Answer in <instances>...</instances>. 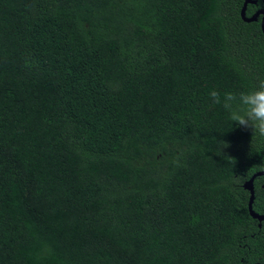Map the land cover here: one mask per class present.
Wrapping results in <instances>:
<instances>
[{"label": "trees", "instance_id": "1", "mask_svg": "<svg viewBox=\"0 0 264 264\" xmlns=\"http://www.w3.org/2000/svg\"><path fill=\"white\" fill-rule=\"evenodd\" d=\"M244 1L0 0V264H264Z\"/></svg>", "mask_w": 264, "mask_h": 264}, {"label": "clouds", "instance_id": "2", "mask_svg": "<svg viewBox=\"0 0 264 264\" xmlns=\"http://www.w3.org/2000/svg\"><path fill=\"white\" fill-rule=\"evenodd\" d=\"M209 95L212 103L228 114L232 124L251 128L253 136L264 137V79L247 91H226L221 95L214 89Z\"/></svg>", "mask_w": 264, "mask_h": 264}, {"label": "water", "instance_id": "3", "mask_svg": "<svg viewBox=\"0 0 264 264\" xmlns=\"http://www.w3.org/2000/svg\"><path fill=\"white\" fill-rule=\"evenodd\" d=\"M257 1L258 0H245L244 1V5H243L242 10H241V15H242L243 20H245L246 22H253V21L258 20V16L260 15L258 12H256L255 14H253L250 17L247 16L248 5L250 3H257ZM263 13H264V9H263ZM262 30L264 32V17H263V21H262ZM261 175H264V171L257 172L250 179L245 181L244 185H243L246 190L250 191V200H249L250 214L253 218H256L259 220V222H260L259 226L260 227H262V222L264 221V214L257 213L253 208V203L255 200V179H256V177L261 176ZM256 264H260V263H256Z\"/></svg>", "mask_w": 264, "mask_h": 264}, {"label": "flooded vegetation", "instance_id": "4", "mask_svg": "<svg viewBox=\"0 0 264 264\" xmlns=\"http://www.w3.org/2000/svg\"><path fill=\"white\" fill-rule=\"evenodd\" d=\"M259 1H261V5L260 6H258V7H256V9L254 10V12L252 13V15L253 14H255L256 12H258L260 15L258 16V20L256 21V22H259L260 23V26H261V29H262V21H263V17H264V13H263V9H264V0H258L257 1V3H250V4H253V5H258L259 4ZM249 4V5H250ZM248 5V6H249ZM242 10V9H241ZM247 10H248V8H247ZM252 15H250V16H252ZM248 16V15H247ZM249 16V17H250ZM263 31V30H262Z\"/></svg>", "mask_w": 264, "mask_h": 264}]
</instances>
